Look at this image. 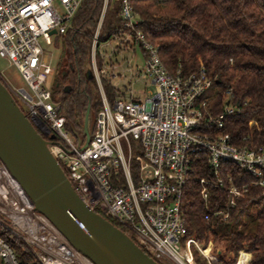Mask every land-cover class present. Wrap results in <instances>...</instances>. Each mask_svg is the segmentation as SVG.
<instances>
[{
  "label": "built area",
  "instance_id": "1",
  "mask_svg": "<svg viewBox=\"0 0 264 264\" xmlns=\"http://www.w3.org/2000/svg\"><path fill=\"white\" fill-rule=\"evenodd\" d=\"M83 1L0 0V58L17 69L31 95L7 83L6 88L50 142L51 155L63 166L75 193L90 210L126 229L134 243L158 264H195L192 247L207 264H224L217 256L222 251L214 255L208 246L212 237L203 247L187 235L181 213L185 186L189 181L198 182L205 205L209 203L208 187L223 189L226 200L212 215L227 220L237 201L247 199V185L232 184L229 175L226 184L221 167L236 166L252 179V187L264 190V145L252 146L247 136L238 143L233 135L222 133L225 120L240 112L231 91L225 94L222 111L213 115L207 95L212 81L205 69L188 77H182L178 70L170 74L158 48L138 29L140 20L130 0H117L122 30L104 43L117 42L109 60L115 53L135 55L139 49L142 66L133 70L127 62L126 66L117 63L107 67L105 55L98 50L103 44L100 31L110 1L103 0L90 52L100 109L88 145L78 148L76 139L65 130V118L52 96L49 79L54 66L41 42L49 46L53 35L76 32L73 18ZM109 68L118 73L107 75ZM110 76L122 80L112 100L102 88V80L109 81ZM126 77L132 83L146 79L156 90L139 91L129 84L126 88ZM135 94L144 97L134 98ZM254 125L253 120L248 122V128ZM199 155L208 167L209 178L193 176V161ZM0 264H94L35 211L1 161Z\"/></svg>",
  "mask_w": 264,
  "mask_h": 264
},
{
  "label": "trees",
  "instance_id": "2",
  "mask_svg": "<svg viewBox=\"0 0 264 264\" xmlns=\"http://www.w3.org/2000/svg\"><path fill=\"white\" fill-rule=\"evenodd\" d=\"M102 2L84 0L73 18L76 32L60 37L64 57L51 90L65 118V130L70 135L76 132L83 140L87 109L88 124L92 116L89 127L93 126L100 109L97 85L93 78L87 80L86 73L91 70V38ZM130 3L140 20L138 29L158 48L160 59L170 74L178 70L182 77H188L205 69L212 81L207 95L213 115L222 111L225 94L231 91L233 102L240 105V112L225 120L222 133L233 135L238 143L239 138L247 136L252 146L264 145V0H130ZM119 11L118 1L110 0L100 42L111 40L122 30ZM97 62L99 67L103 65L101 59ZM103 85L112 100L115 88L107 80ZM66 87L70 88L68 93L64 92ZM251 120L256 126L248 128ZM60 167L65 171L62 165ZM193 169L194 177L209 178L202 155L194 159ZM228 175L232 184L247 185V199L238 200L225 221L212 215L226 200L223 189L208 187L209 203L205 205L198 182H187L181 204L187 235L193 236L203 247L211 237L214 242H220L225 246V253L232 255L222 260L225 264H235L240 251L251 255L250 258L242 254L245 264L249 258V264H264V190L252 187V179L232 164L221 167V177L226 184ZM253 206L254 230L247 231L242 219ZM103 218L134 241L126 229L110 218ZM198 259L196 264H207Z\"/></svg>",
  "mask_w": 264,
  "mask_h": 264
},
{
  "label": "water",
  "instance_id": "3",
  "mask_svg": "<svg viewBox=\"0 0 264 264\" xmlns=\"http://www.w3.org/2000/svg\"><path fill=\"white\" fill-rule=\"evenodd\" d=\"M54 34V32L52 33ZM93 77L86 73L87 80ZM69 87L64 89L65 93ZM87 109L84 140L74 132L78 148L88 145L93 126ZM54 139V136H50ZM32 121L0 80V161L34 206L79 253L94 264H158L125 233L77 196L62 168Z\"/></svg>",
  "mask_w": 264,
  "mask_h": 264
},
{
  "label": "rangeland",
  "instance_id": "4",
  "mask_svg": "<svg viewBox=\"0 0 264 264\" xmlns=\"http://www.w3.org/2000/svg\"><path fill=\"white\" fill-rule=\"evenodd\" d=\"M100 33H101V31H100ZM59 37L60 36L53 35L51 37L52 45H49V46H47L43 42H41V45H42L44 52L50 56L52 65L54 66V73L50 76V79H49L51 90H52V86L54 84V80L56 78L55 76L58 73L61 60L64 57L63 56L64 50H63V46H62V40ZM91 44H92V38H91ZM106 45H107L106 43L101 44L99 46L98 50L100 53L105 55V64L107 67H109L110 65L112 66V65H116L117 63H121L122 60L124 61L125 66L127 65V62H130V66L133 67V70L135 69L136 66H142L143 57H142V52L139 49L135 50V55L131 54L130 52H125V51H122L121 53H115L109 60L108 56L112 53V49H114L117 46V42L111 41L109 46H106ZM91 48H92V45H90V52H91ZM99 59H101V58H100L99 54L97 53L96 60L98 61ZM97 64H98V62H97ZM105 71H106L107 75H110L109 73H111V72L114 74L118 73L117 70L111 71V69H108ZM0 78L5 80V82L7 83V85L9 87L11 86L17 90H23L28 95H31L29 89L27 88L24 81L20 77L17 69L14 66L10 65L6 59H2V58H0ZM110 80H112V84L114 86H117L118 89L121 88V86H122L121 81L122 80L119 81L118 79L111 78V77H110ZM104 81H106V80H102V88L103 89H104V85H103ZM125 81H126V88L129 87V86H127L129 84L130 86H132L133 89H137V90H144L146 92L151 91L152 93H154L156 90L155 87L153 85H150L149 81L146 79L144 82L143 81H139V82L133 81L134 83H132V81H129L126 77ZM143 97H144V95H142V94H138V95L135 94L134 95V98H143ZM19 107L25 113V115H28V112L23 105H21L19 103ZM91 124H92V116L90 117L89 126ZM70 137L72 138V140H75L73 135H71ZM254 213H255V207L253 206V207H251L250 213L248 215H245L242 219V226H244L245 230H247V231L248 230H250V231L254 230V221H253V217H251L254 215ZM208 246H210L211 252L214 255L217 251H220V252L222 251V253L220 255L217 254V256L220 258V261L224 264H225V262H223L222 260H228L232 256L231 254H225V251H224L225 246H223L220 242L216 243V241L215 242L212 241V245L208 244ZM191 253H192L194 262H195L196 258L201 259L200 255L195 251V249L193 247L191 249ZM243 254L247 255L248 253H243ZM249 256L251 258V255H249ZM250 258H249V260H250ZM195 264H196V262H195Z\"/></svg>",
  "mask_w": 264,
  "mask_h": 264
},
{
  "label": "crops",
  "instance_id": "5",
  "mask_svg": "<svg viewBox=\"0 0 264 264\" xmlns=\"http://www.w3.org/2000/svg\"><path fill=\"white\" fill-rule=\"evenodd\" d=\"M121 65H125L123 60H122V62H121ZM109 69H110V68H109ZM109 74H110V73H109ZM110 77H111V76H110ZM111 78H113V77H111ZM109 82H110V84H111L112 87L117 88V86H114V85L112 84V80L109 79ZM139 91H140V90H139Z\"/></svg>",
  "mask_w": 264,
  "mask_h": 264
},
{
  "label": "bare ground",
  "instance_id": "6",
  "mask_svg": "<svg viewBox=\"0 0 264 264\" xmlns=\"http://www.w3.org/2000/svg\"><path fill=\"white\" fill-rule=\"evenodd\" d=\"M243 253H246V252H242V254ZM241 258H242V256H241ZM240 258V260H239V262H238V264H245L243 261H242V259Z\"/></svg>",
  "mask_w": 264,
  "mask_h": 264
},
{
  "label": "flooded vegetation",
  "instance_id": "7",
  "mask_svg": "<svg viewBox=\"0 0 264 264\" xmlns=\"http://www.w3.org/2000/svg\"><path fill=\"white\" fill-rule=\"evenodd\" d=\"M0 80L3 82V84L6 86V82H5V80H3V79H1L0 78ZM7 87V86H6ZM8 88V87H7ZM14 96V95H13Z\"/></svg>",
  "mask_w": 264,
  "mask_h": 264
}]
</instances>
